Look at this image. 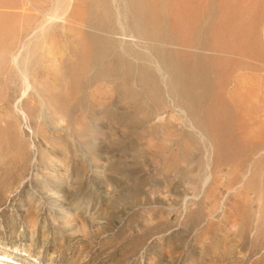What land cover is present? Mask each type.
<instances>
[{"label":"rangeland","instance_id":"obj_1","mask_svg":"<svg viewBox=\"0 0 264 264\" xmlns=\"http://www.w3.org/2000/svg\"><path fill=\"white\" fill-rule=\"evenodd\" d=\"M0 264H264V0H0Z\"/></svg>","mask_w":264,"mask_h":264},{"label":"bare ground","instance_id":"obj_2","mask_svg":"<svg viewBox=\"0 0 264 264\" xmlns=\"http://www.w3.org/2000/svg\"><path fill=\"white\" fill-rule=\"evenodd\" d=\"M120 13V12H119ZM120 16V15H119ZM16 60V59H15ZM195 71V70H194ZM23 74H24V72H23ZM246 96V95H245ZM250 98V97H249ZM244 99V98H243ZM232 100H233V98H232ZM238 105V104H237ZM241 106V105H240ZM237 110V109H236ZM259 110V109H258ZM234 111H235V109H234ZM261 111V110H260Z\"/></svg>","mask_w":264,"mask_h":264}]
</instances>
